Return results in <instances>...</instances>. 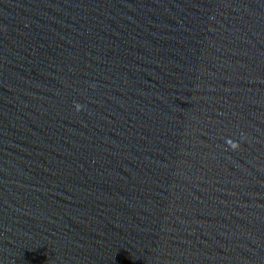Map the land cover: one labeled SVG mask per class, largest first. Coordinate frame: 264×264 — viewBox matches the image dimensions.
Here are the masks:
<instances>
[{
	"label": "water",
	"instance_id": "95a60500",
	"mask_svg": "<svg viewBox=\"0 0 264 264\" xmlns=\"http://www.w3.org/2000/svg\"><path fill=\"white\" fill-rule=\"evenodd\" d=\"M0 264H264V0H0Z\"/></svg>",
	"mask_w": 264,
	"mask_h": 264
}]
</instances>
